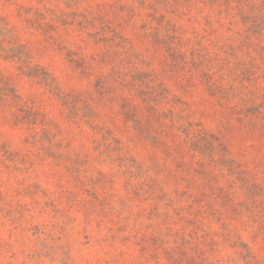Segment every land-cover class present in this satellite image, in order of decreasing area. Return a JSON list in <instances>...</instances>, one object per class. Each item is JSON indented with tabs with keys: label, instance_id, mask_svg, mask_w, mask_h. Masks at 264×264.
Segmentation results:
<instances>
[{
	"label": "rangeland",
	"instance_id": "obj_1",
	"mask_svg": "<svg viewBox=\"0 0 264 264\" xmlns=\"http://www.w3.org/2000/svg\"><path fill=\"white\" fill-rule=\"evenodd\" d=\"M0 264H264V0H0Z\"/></svg>",
	"mask_w": 264,
	"mask_h": 264
}]
</instances>
